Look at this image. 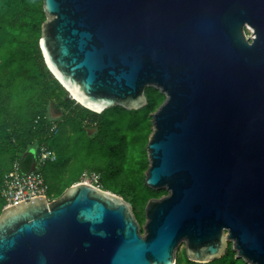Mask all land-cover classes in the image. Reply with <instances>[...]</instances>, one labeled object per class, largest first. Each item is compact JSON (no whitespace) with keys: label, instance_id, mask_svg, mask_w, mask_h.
<instances>
[{"label":"water","instance_id":"95a60500","mask_svg":"<svg viewBox=\"0 0 264 264\" xmlns=\"http://www.w3.org/2000/svg\"><path fill=\"white\" fill-rule=\"evenodd\" d=\"M42 3L44 63L81 106L136 111L146 88L164 95L144 185L167 194L147 201L143 234L127 201L82 182L5 207L0 264H174L182 243L209 263L228 242L264 264V0Z\"/></svg>","mask_w":264,"mask_h":264},{"label":"trees","instance_id":"16d2710c","mask_svg":"<svg viewBox=\"0 0 264 264\" xmlns=\"http://www.w3.org/2000/svg\"><path fill=\"white\" fill-rule=\"evenodd\" d=\"M42 2L43 0H1L0 188L4 174L15 163L20 164L24 153L34 145L43 144L56 149V161L46 164L41 172L49 186V197L58 198L77 181L87 162L99 149L101 153L98 156H111L115 160L116 167L104 172L107 177L119 176L125 167L128 170L129 188L116 189L108 180L104 184L108 188H115L122 195L127 191L131 192L133 204L147 203L156 194L136 175L138 168L129 164L128 154L131 149L137 155L139 146L145 143L150 127L148 114L154 112V103H162L164 97L154 90H148L147 105L142 110L126 111L113 107L99 114L70 99L68 92L46 69L38 46L41 25L45 20ZM48 106L61 113L62 121H67L70 126L62 150L61 147L60 150L56 148L59 145L56 140L60 129L56 135L50 132V118L46 112ZM111 113L118 116L111 118ZM128 118L130 120L126 121ZM123 125L126 133L131 128L133 130L129 143L128 138L122 135L125 133ZM94 128V135H89L88 130ZM75 162L78 166L73 171ZM130 172H133L132 176ZM3 206L4 202L0 197V213ZM208 264L246 263L234 258V254L228 250L224 256Z\"/></svg>","mask_w":264,"mask_h":264},{"label":"rangeland","instance_id":"374dc122","mask_svg":"<svg viewBox=\"0 0 264 264\" xmlns=\"http://www.w3.org/2000/svg\"><path fill=\"white\" fill-rule=\"evenodd\" d=\"M0 7H1V0H0ZM252 34H253V30L251 28H249V27L245 28V35H246L247 38L250 39L252 37ZM38 46H39V41H38ZM46 69L48 70L47 67H46ZM53 78H54V76H53ZM148 90H154L155 92H157V94H159L162 97H164V95H162L154 87L146 88V91H148ZM146 91H145V94H146ZM69 96H70V94L68 93V97ZM146 97H147V94H146ZM70 99H73L72 96H70ZM75 102L78 103L76 100H75ZM160 104L161 103H159V102H155L154 106H153L154 109L157 110V108L160 106ZM142 109H144V108H142ZM142 109H140V110H142ZM155 110H154V112H155ZM46 112H47V114H48V116L50 118L52 117L51 119H54V117H56L55 123L57 124L58 132H59V129H60V133H61V134L57 133L59 136L57 137L56 141L59 142L58 143L59 145H56V148H57V150H60V147H61V150H62V145H64L63 143L65 142L64 138H65L66 133L69 132L70 126L66 123L67 121H62V118L61 117L59 118V113H56L54 108H52L51 106L47 107ZM154 112H152V113H154ZM152 113L150 112L148 114V117H150V121H149L150 122V127H149V130H147L148 134H147V138L145 140V143H143L142 145L139 146V151H138L137 155H134V152L131 149L129 150V154H128V162H129V164H134L135 167L138 168V171H137L136 175L139 178H141V180L143 182H144V178H145V172H146L147 167H148V157H147L146 145H147L148 139L150 137V134L152 132V115H151ZM109 116H111V118H114L115 116H118V115H116L114 113H111ZM129 120H130V118H128V120H126V121H129ZM93 127H95V126H93ZM123 129H124L125 133H123L122 135H124L126 138H128V143H129L130 140H131V134L133 133V130L131 128L130 131H128L126 133L125 125H123ZM95 132H96L95 128L92 129V130L91 129L88 130L89 135H94ZM124 136H122V137H124ZM116 146H117V144L114 145L115 148H116ZM33 148H37V145H34L33 147L29 148L24 153V155L22 156V159L25 156H32V153L30 151ZM51 150L56 155V149L54 147H52ZM28 153H30V154H28ZM100 153H101V150H99V149H97L95 151V155L87 162L86 167L84 168V170L82 172L86 171L88 174H90L92 172L96 173V175L98 177V181L94 182L93 184H95L96 186H98V188H100L102 190L109 191V192L121 197L123 200L127 201L131 205L132 212H133L136 220L140 224L141 233L143 234V226H144L145 221H146L145 220V215H144V208H145L146 203L143 204V205H141L139 203H134L133 204V202L131 203V201H132V199L134 197L131 194V192L127 191L124 195H122L116 190V189H120V188H122V189L129 188V179H128L127 167L123 168V173L120 174L119 176L114 177V178L107 177L104 172H109L110 170L113 169L114 166L116 167V164L114 163L115 160L113 158H111V156H106V157L102 156V157H100V156H98V154H100ZM79 159H80V161L82 160L81 156L79 157ZM142 162H143V164H142ZM77 166L78 165L76 163L73 166L72 170L75 171L77 169ZM82 172L80 173V175L82 174ZM80 175L78 176L77 181L74 182V184H76V183H78L80 181ZM132 175H133V172H130V176H132ZM105 181H107L108 183L113 185L116 189L115 188H108L106 186V184H104ZM151 190L153 191L154 194H156V196L150 197L149 200L150 199H158V198H161V197H163V196H165L167 194V192L165 190H153V189H151ZM55 199L56 198L49 197V202L52 201V200H55ZM228 250L231 253H233L234 254V258H236V251L232 248V243L231 242H228V246H227L226 251H228ZM174 260H175L174 264H208V263H195V262L190 261L187 258V256H186L185 244L184 243H182L175 250V252H174Z\"/></svg>","mask_w":264,"mask_h":264},{"label":"built area","instance_id":"2783aa9c","mask_svg":"<svg viewBox=\"0 0 264 264\" xmlns=\"http://www.w3.org/2000/svg\"><path fill=\"white\" fill-rule=\"evenodd\" d=\"M60 117L61 113H59ZM51 118L50 132L52 135H56L58 133L57 124L55 123L56 117L54 119ZM30 152L32 153L33 161H35L34 169L24 171L21 169L19 163H15L12 169L4 174L2 178L0 197L4 202L3 208L36 196H43L49 201V186L41 170L46 164L55 162L56 155L48 146L43 144L37 146V148H34ZM97 181L98 177L94 172L88 174L84 171L80 175L79 182L87 183L98 188V186L93 184Z\"/></svg>","mask_w":264,"mask_h":264},{"label":"crops","instance_id":"0c3cea01","mask_svg":"<svg viewBox=\"0 0 264 264\" xmlns=\"http://www.w3.org/2000/svg\"><path fill=\"white\" fill-rule=\"evenodd\" d=\"M33 162L34 161H33L32 156H25L20 162L21 169L24 171L34 169V163Z\"/></svg>","mask_w":264,"mask_h":264},{"label":"bare ground","instance_id":"6f19581e","mask_svg":"<svg viewBox=\"0 0 264 264\" xmlns=\"http://www.w3.org/2000/svg\"><path fill=\"white\" fill-rule=\"evenodd\" d=\"M55 74V73H54ZM56 75V74H55ZM57 76V75H56ZM71 96L73 99H75L77 102H79V100L75 97V95L73 93H71ZM80 103V102H79ZM48 184V183H47Z\"/></svg>","mask_w":264,"mask_h":264}]
</instances>
